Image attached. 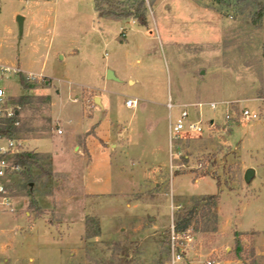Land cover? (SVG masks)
Segmentation results:
<instances>
[{"label":"rangeland","instance_id":"1","mask_svg":"<svg viewBox=\"0 0 264 264\" xmlns=\"http://www.w3.org/2000/svg\"><path fill=\"white\" fill-rule=\"evenodd\" d=\"M144 1L148 26L142 32L135 19H125L137 24V28L125 24V42L117 40L119 23L93 16L91 0H59L47 6L45 12L60 21L62 31H58L55 48L70 37L86 48L83 67L87 73L83 78L90 83L97 84L104 74L106 54L147 62L144 65L148 71L135 72L139 83L114 88L123 94L119 109L127 117L133 113L124 106L130 98L148 96L146 104L157 108L149 111L142 128L144 138L155 130L157 141L164 146L163 158L155 169L156 179L143 182L142 190H128L120 203L109 198H87L81 192L79 176L55 173L49 156L43 155L28 173L30 179L22 170L6 181L13 211L5 206L0 209L12 212L18 219H25L26 212L33 214V220L42 219L62 242L61 251L56 254L47 250L42 257L33 245L18 242L14 245V259L5 261L0 255V264H168L171 226L186 216L200 197L191 194H216L219 200L208 217L205 202L197 209L184 237L194 239L189 248L185 247L186 257L189 254L202 264H264V114L260 122L242 120L240 116L244 106L262 112L264 17L255 24L258 6L245 0H228L227 5L214 0ZM11 6L12 3L4 4L5 16ZM148 32L157 35L154 45ZM48 40L54 42L50 35ZM47 48V44L43 45L41 52ZM55 48L49 65L62 72L55 64ZM20 74H12L4 82L10 103L20 112L21 132L16 138L26 140L65 131L61 121L54 118L55 112L56 116L68 112L71 104L62 98L63 84L55 85L45 77L32 81L29 75L21 74L28 88L23 87L22 93L15 95L21 92ZM52 99L56 100L54 109ZM198 103H215L221 111L205 106L203 122L213 119L216 124L204 126L202 135H186L177 142L174 152L179 157L174 161L172 176L169 104L176 115L179 104ZM191 113L194 119H200L198 110L191 109ZM63 156L60 154L66 160ZM248 170L255 171L250 180L245 179ZM204 175L209 177L195 182ZM29 180L32 183L25 188ZM154 182L160 185L156 187ZM171 188L178 197L171 196ZM30 191L33 199L28 196ZM72 222L86 225L81 242L67 240L69 229L65 224ZM22 225L21 230L16 229L20 235L27 230ZM98 229L99 236H94ZM71 237L76 239L78 234ZM54 256L52 263L49 259L54 260ZM34 257L36 261L30 260Z\"/></svg>","mask_w":264,"mask_h":264},{"label":"crops","instance_id":"2","mask_svg":"<svg viewBox=\"0 0 264 264\" xmlns=\"http://www.w3.org/2000/svg\"><path fill=\"white\" fill-rule=\"evenodd\" d=\"M91 1L94 7V1ZM58 2L59 0H1L0 3V65L19 70L23 75L48 78L55 85L63 84L64 91L63 94H60H62V98H67L71 103L68 112L64 115L56 116L55 112V120L61 121L66 129L65 131L61 130V134L58 132V134L53 133L50 136L32 137L26 140L20 137L19 140L27 152L35 151V154L49 156L55 173L70 172L79 176L81 192L85 197L109 198L120 203V198L127 194L128 190H142L145 185L143 182H151L156 179L157 171L155 169L159 165L158 163H161L160 159L164 154V146L157 141L155 130H150L148 137H143L142 128L146 121V115L149 111L157 110V108L146 104L149 103L148 96L128 99L127 101H137V105L129 107L126 101L125 108L133 110L132 115L127 117L125 112L119 109V100L123 94L114 88V85H123L124 83L136 85L139 83L140 80L135 79V72L148 71V66L144 65L147 62L143 63L140 59L134 61L132 57L128 56H126L127 60L125 57L122 60L117 54H106L104 74L99 76L97 84L84 80L83 77L87 72L83 67L85 65L83 51L86 48H83L78 40L71 37L63 45L55 48L58 31H62L60 21L55 15L47 14L45 8L52 4L56 5ZM5 3H12L11 10L6 13V16L4 14ZM19 16L23 18L22 34H20L17 23ZM93 16L104 22L119 23L120 37L117 40L120 42L127 41V36H122L124 30H127L124 28L125 24L137 28V24L127 22L125 19L99 17L95 8ZM138 29L144 32L143 29L146 27L138 26ZM48 35L54 38L53 43L48 40ZM144 35L146 34L144 33ZM148 37L154 45L157 35L148 32ZM46 44L48 48L42 53V47ZM53 48H55L57 59L55 64L60 65L62 72H56L50 68ZM58 59L61 62H58ZM125 69H128L130 74ZM108 71H112L117 80H108ZM59 82L61 83L59 84ZM20 87L21 92L15 95H20L23 91L21 82ZM115 87L119 88L120 86ZM88 91H91L89 94L92 95V103L89 102ZM55 102L56 100L52 99L53 109L56 107ZM201 104L203 105L202 110L205 106H209ZM170 105L172 106L170 113L173 115L174 106ZM194 105L179 104L178 112L185 106L194 109L192 107ZM219 106L217 105V109L213 111H221ZM60 154L66 156L67 159L60 158ZM206 177L209 176L198 178L195 182ZM159 185V182H154V186L158 187ZM173 191L174 189L171 188V196L178 197L174 195ZM212 195L216 194H191L190 196ZM32 215L31 212H26L25 219L27 220L25 221V219H18L10 211L6 212L0 209V255H4L5 261L14 259V245H17L18 242L21 245H33V249L42 257L47 250L56 254L60 253L62 242L55 234H51L52 226L44 225L42 219L33 220ZM20 224L27 228L22 235L16 230L20 229ZM65 226L69 229L67 240L71 242V239H74L75 243L81 242L85 233V223L72 222ZM75 234H78L76 239L71 237ZM64 240L66 241V239ZM189 243L187 248L191 246ZM54 258L49 261L54 263L56 256ZM187 259L189 264H202V261L191 259L189 254ZM30 260L36 261L37 259L34 257ZM57 261L59 260L57 259ZM207 262L203 264H207ZM233 262L235 261H228L225 264H239V261Z\"/></svg>","mask_w":264,"mask_h":264},{"label":"built area","instance_id":"3","mask_svg":"<svg viewBox=\"0 0 264 264\" xmlns=\"http://www.w3.org/2000/svg\"><path fill=\"white\" fill-rule=\"evenodd\" d=\"M20 71L10 68L9 66L0 65V206H5L7 209L12 210V204L9 196L7 195L6 181H8L16 173H20L23 169L20 165L16 164V157L27 152L26 148L23 146L21 141L16 138V136H9L4 133V128L12 123L15 127H19V108L13 106L9 101V96L5 88L4 82L8 76L12 74H19ZM29 79L34 81L40 79L38 76L30 75ZM263 102L262 112L255 111L249 107H242L240 110V116L242 120L247 121H262V113L264 114V98L261 99ZM127 106L135 107L137 101L129 100L127 101ZM202 104H195L192 106L196 111L198 110L200 119L196 120L192 117L191 109L188 106L183 107L177 115L173 116L169 114V126H168V136H169V158H170V169L173 176L174 171V161L179 157L177 153L174 152V148L177 142L187 138L194 137L195 135H202L205 131V127H213L216 122L211 119L206 123L202 120ZM209 107L212 110L217 109V104L210 103ZM172 106L169 104V109ZM205 126V127H204ZM61 134L62 131H59ZM185 233H180L176 231L175 224L171 226L170 240H169V250H170V261L168 264H189L188 259L185 255V247L192 239L187 237L184 240ZM207 264H213L212 262H207Z\"/></svg>","mask_w":264,"mask_h":264},{"label":"trees","instance_id":"4","mask_svg":"<svg viewBox=\"0 0 264 264\" xmlns=\"http://www.w3.org/2000/svg\"><path fill=\"white\" fill-rule=\"evenodd\" d=\"M1 1V0H0ZM94 1V8L95 11L98 13L99 17H106L109 16L113 19H129L133 18L137 21L138 25L141 27H147L148 26V18L146 14V6L144 0H137L135 2H130V0H126L124 2H120L119 0H93ZM218 4H226L229 3L228 0H214ZM231 1V0H229ZM241 1V0H239ZM245 1H252L257 4L258 10L254 14L253 22L255 24H259L264 17V0H245ZM20 82L22 87L28 88L25 84V78L20 74ZM4 133L8 134L9 136H16L18 135L21 130L18 127H15L12 123H9L4 128ZM40 157H42L39 154H35L34 152H25L21 155H18L16 157V164L20 165L23 170H25L24 176L28 179H30L29 172L31 168L35 165H38V162L40 160ZM208 176V175H204ZM31 181L29 180L25 188H29L31 185ZM219 184V182H218ZM220 185V184H219ZM33 191L29 192V197H32L33 199ZM219 200V195H212V196H200L197 198V201L194 205V207L187 213L186 216L180 218L175 223V228L177 232L184 233L187 232L189 227L192 224V220L194 219V215L197 212V209L201 206L203 202H205V205L203 208L205 211H207V217L211 214L212 208L216 207L217 202ZM33 201V205L34 200ZM38 211V210H36ZM215 221L217 222V216L214 215ZM100 230L94 234V236H99ZM240 243L238 244L239 252L241 250ZM239 254V253H238Z\"/></svg>","mask_w":264,"mask_h":264},{"label":"water","instance_id":"5","mask_svg":"<svg viewBox=\"0 0 264 264\" xmlns=\"http://www.w3.org/2000/svg\"><path fill=\"white\" fill-rule=\"evenodd\" d=\"M17 23L19 25L20 34H22L23 33V18L21 16H19L17 18ZM107 79L108 80H117V78L115 77V75L112 71L107 72ZM254 174H255L254 170H248L246 175H245V179L250 180L254 176Z\"/></svg>","mask_w":264,"mask_h":264}]
</instances>
